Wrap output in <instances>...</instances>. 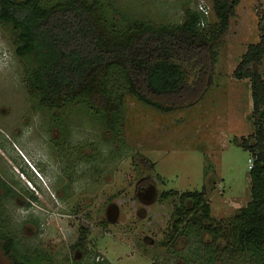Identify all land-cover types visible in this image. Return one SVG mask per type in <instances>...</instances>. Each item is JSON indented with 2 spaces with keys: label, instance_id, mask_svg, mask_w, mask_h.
Listing matches in <instances>:
<instances>
[{
  "label": "rangeland",
  "instance_id": "374dc122",
  "mask_svg": "<svg viewBox=\"0 0 264 264\" xmlns=\"http://www.w3.org/2000/svg\"><path fill=\"white\" fill-rule=\"evenodd\" d=\"M100 1L106 20L122 27L138 20L178 24L199 4L209 12L199 27L217 24L211 0ZM261 27L264 0H239L214 45L216 62L207 59L201 99L161 114L125 96L118 136L81 106H40L25 87L27 63L14 55L11 30L0 25V233L14 240L17 253L41 264H204L192 237L167 247L175 201L158 197L204 189L215 221L249 203L252 160L238 145L254 130L252 102L249 81L232 73L261 40ZM253 68L264 81V55ZM146 178L151 185L142 183ZM0 264H10L1 250Z\"/></svg>",
  "mask_w": 264,
  "mask_h": 264
},
{
  "label": "trees",
  "instance_id": "16d2710c",
  "mask_svg": "<svg viewBox=\"0 0 264 264\" xmlns=\"http://www.w3.org/2000/svg\"><path fill=\"white\" fill-rule=\"evenodd\" d=\"M238 3L211 0L217 24L207 31L199 27L203 16L188 10L178 24L138 20L122 27L106 20L100 0H55L46 5L39 0H0V25L11 30L14 55L27 63L25 87L40 106H81L109 134L119 136L125 96L161 114L201 99L208 83L203 80L207 59L216 62L214 45L228 30ZM263 55L261 35L232 73L237 81H249L252 102L253 133L240 145L233 141L252 160L249 203L232 218L215 221L204 189L181 194L170 190L158 197V202L175 201L167 247L192 237L195 254L202 255L204 264H223L225 257L264 264V81L253 68ZM0 250L10 264H41L20 256L14 240L1 233Z\"/></svg>",
  "mask_w": 264,
  "mask_h": 264
},
{
  "label": "built area",
  "instance_id": "2783aa9c",
  "mask_svg": "<svg viewBox=\"0 0 264 264\" xmlns=\"http://www.w3.org/2000/svg\"><path fill=\"white\" fill-rule=\"evenodd\" d=\"M197 11L199 14H201L203 16V18H207L209 15L208 9L203 4L198 5ZM203 22H204L203 20L200 22L201 26L204 25ZM248 162H250V161H248ZM250 168H251V165H249V169Z\"/></svg>",
  "mask_w": 264,
  "mask_h": 264
}]
</instances>
